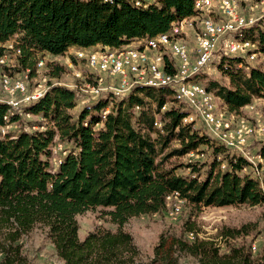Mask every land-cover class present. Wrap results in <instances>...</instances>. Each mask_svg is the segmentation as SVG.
Returning <instances> with one entry per match:
<instances>
[{
  "label": "trees",
  "instance_id": "trees-1",
  "mask_svg": "<svg viewBox=\"0 0 264 264\" xmlns=\"http://www.w3.org/2000/svg\"><path fill=\"white\" fill-rule=\"evenodd\" d=\"M115 2L0 0V58H7L3 45L16 37L13 48L20 51L14 56L16 68L32 78L40 57L46 54L58 57L70 48H123L132 41L163 34L173 24L196 15L195 0H157L146 9L134 8L123 0ZM259 38L260 53H264L261 32ZM240 62L235 58L224 64L236 70L229 74V88L215 82L207 86L222 100L226 112L236 115L254 99H264V69L254 65L244 74L236 68ZM48 70V76L57 79L65 67L50 64ZM166 72L174 70L171 67ZM165 91L171 97L165 88H136L128 98L112 103L105 119L108 99L111 102L114 97L87 105L74 117L69 112L76 107V94L65 87H52L41 98L24 103L26 107L20 106L17 114L0 103V128L18 122L22 113L39 116L48 124L43 131H22L0 138L3 264H12L18 258L20 240L36 228L43 231L62 264H154L156 259L142 261L132 236L122 227L132 218L163 212L167 197L176 193L178 199L197 210L264 203V179L260 183L253 176L240 175L247 165L244 160L233 159V155H227L230 151L193 131L192 125H183L186 115L182 107L161 113ZM156 115L161 129L154 125ZM97 125L100 127L96 130ZM56 138L71 149L53 169L50 148ZM173 141L179 147L165 153ZM202 145L209 147L213 159L202 181L166 168L169 158L197 151ZM259 153L264 159V147ZM222 162L227 164L224 171L220 170ZM193 167L188 165L191 174L199 173ZM97 208L118 227L117 231L98 229L80 240L76 217ZM185 232L194 233L193 225L184 227L182 234ZM239 234L230 231L220 237L235 238ZM162 248V243L156 246L155 255H165L167 264H175L172 256L176 250L196 258V264H264V255L253 259L243 246L220 254L214 241L196 236L192 242L180 237L160 252Z\"/></svg>",
  "mask_w": 264,
  "mask_h": 264
},
{
  "label": "rangeland",
  "instance_id": "rangeland-1",
  "mask_svg": "<svg viewBox=\"0 0 264 264\" xmlns=\"http://www.w3.org/2000/svg\"><path fill=\"white\" fill-rule=\"evenodd\" d=\"M254 2H260V0H254ZM264 36V33H262ZM253 35V36H252ZM250 38L254 39L255 43L258 42L259 33L250 34ZM252 41V40H250ZM137 41H132L128 45L129 48L137 46ZM16 43V37H12L10 41L3 45L5 49L6 56L2 57L0 66L5 64L8 73L13 79H20L25 81V75L27 76V71L17 70V64L15 62V57L9 46H13ZM258 44V43H257ZM126 48V47H123ZM253 49V48H252ZM258 49V48H255ZM74 50H84V49H72L67 51L62 56L52 57V56H41L40 63L42 66L36 65L35 74L32 78L29 77V90L36 89L39 86L51 89L52 87H65L75 92L76 94V107L70 110V114L76 117L80 110L87 105L93 104L100 100H106L108 96H112L110 93H98L93 101L90 96L87 98L83 92H89V81L82 77L81 73H86L84 71V62H73L71 61L70 53ZM102 52L101 50H96L95 54ZM193 51H190L192 55ZM253 50H250L248 54H245V63L261 65L263 67L264 60H261L260 55L253 56L251 60L248 56H252ZM170 53L172 51L170 48L163 49L159 52V59H169ZM173 54V53H172ZM261 54V53H259ZM74 57V56H71ZM1 59V58H0ZM235 59V58H231ZM242 61V58H240ZM228 60V59H226ZM240 61V60H238ZM228 62V61H227ZM250 62V63H248ZM175 63H178L175 57ZM58 64L65 67V72L57 79L50 78L48 76L49 70L48 65ZM76 64V67L74 66ZM229 65L218 64V61L212 62L205 74H198L193 77L192 81L194 83H199L207 89L210 83H218L221 87H230L229 74L236 72L233 67L228 68ZM2 68V67H0ZM237 68V67H236ZM239 69V68H237ZM264 69V68H263ZM86 70V69H85ZM242 70V69H240ZM2 72V69H0ZM22 72L24 73L22 75ZM243 72V70H242ZM245 74V72H243ZM97 71H94L89 67V75H96ZM8 75V74H7ZM107 77L113 76L110 72H107ZM129 79V77L127 78ZM117 84V85H116ZM120 84L119 77L115 78V86ZM74 89V90H73ZM82 90V91H80ZM210 92V91H209ZM213 96V102L215 104L216 113L226 119L231 127L240 126L241 116L243 119H247L249 122L250 131H263L264 130V99H254L251 104L242 108L239 115L230 114L226 112V108L223 105L221 99ZM113 97V96H112ZM162 97L165 100V109L161 110V113L168 111L169 109H179V104L172 102L169 93L163 92ZM14 99H16V93H4L0 87V100L2 102L14 104ZM110 102V100L108 99ZM150 101V100H147ZM0 102V103H2ZM31 103V102H28ZM26 103V104H28ZM116 103V101L114 102ZM253 106V108H249ZM10 107V106H9ZM11 110L13 113L16 111V107ZM20 106L17 107L19 109ZM26 107L22 105L21 109ZM19 110V112L21 111ZM247 109V110H245ZM183 112H185V118L194 117V109L192 107H182ZM103 117V116H102ZM259 119V123H256ZM155 123L158 125H155ZM154 123L157 129H161L162 124L159 121V115H156V122ZM195 123H204V121L197 116H195ZM160 125V126H159ZM263 125V126H262ZM5 135L16 136L22 131L35 132L43 131L47 122H45L41 117L28 115L22 113L19 115V121L12 124L5 125ZM256 126V127H255ZM258 126V127H257ZM100 125H97L95 129H99ZM192 130L203 134L202 127L199 125L192 126ZM204 135V134H203ZM0 138H3V134L0 131ZM178 142L173 141L165 153H169L174 149H177ZM264 147V138L253 140L251 142V149H253V157L255 160V165L257 167V175H253V171L246 167L242 170L243 174H248L256 178L258 182L262 183L264 179V159L259 155V151ZM71 147L66 143H61L58 139L51 146V158L50 163L53 169L57 168L58 161L67 153ZM230 151L227 155H233L232 149H227ZM55 152V154H54ZM192 154V155H191ZM211 151L209 147L200 146L197 151L189 152L183 156H174L167 160L165 166L167 169L174 168L177 175H181L188 178H197L202 181L208 170V165L213 161L211 157ZM233 157V156H232ZM221 160V157H220ZM219 161V160H218ZM188 165H194L193 168L199 169V173L191 174V169ZM225 162L220 165V170L224 171L225 168L222 166ZM262 179V180H261ZM166 209L158 214L145 215L137 218L130 219L123 227L122 231L129 233L134 241V244L140 252L142 261L150 262L156 259L154 264H167L165 255H160L156 257L155 247L162 243L163 248L160 250L162 252L165 250L174 240L180 237L188 242L194 241L195 236L199 240L203 241H214L219 246L220 254H227L231 247H245L253 259H259L264 255V203L257 206H249L247 204L237 205V206H226V207H207L201 210L193 209L187 202L180 200L178 198L172 197L170 200L166 201ZM78 223V236L80 240H83L88 234L100 229L109 230L116 232L118 227L113 225L108 217L103 216V212L100 208L95 210H88L81 215L76 217ZM193 225L194 233L185 232L182 234V229ZM230 231H240L241 234L237 235L235 238L220 236L225 232ZM21 246L20 255L18 258H14L12 264H62V262L57 258L52 245H50L44 238L43 231L36 228L30 234L22 237L19 242ZM254 247V249H252ZM172 258L175 264H196V258L183 252L175 251ZM2 255L0 254V264L2 262Z\"/></svg>",
  "mask_w": 264,
  "mask_h": 264
},
{
  "label": "built area",
  "instance_id": "built-area-1",
  "mask_svg": "<svg viewBox=\"0 0 264 264\" xmlns=\"http://www.w3.org/2000/svg\"><path fill=\"white\" fill-rule=\"evenodd\" d=\"M148 7L150 6L143 5V8ZM259 32L264 33V0L261 2H254V0H205L202 12L187 18V29H182L176 40L159 38L156 47L145 48L144 39H139L136 40L137 46L131 48L103 50V52H109V57L112 58V65L109 66H102L100 59H95L98 46L88 50H74L68 56H74L76 63L84 62L86 73L81 74L89 81V92H83L85 97L90 96L93 101L98 93L114 94V101L109 102V106L104 110V119L109 114L112 103L128 98L136 88L173 85L178 88L179 100H177V104L179 107L194 109V117L183 118V125L190 124L194 127L200 124L204 135L215 144L232 149L233 159L241 158L247 163L245 167L251 169L253 175H257L253 149L250 147L253 140L264 138V130L250 131L249 122L247 119H243V116H241L240 126H247V133L230 130V124H226L225 118L224 123H215V119H211V114H209L208 123H195V116L200 112L195 107L193 91H199V88L192 84L178 86V79L185 74H205L208 66L214 61H218V64H226V57H242L240 67L248 70V67L254 66V64H245V54H248V48H258L260 53L261 46V44H250V34L254 33L255 35ZM204 39H211V46H208L207 49H200V40ZM168 44H180L179 54L170 53L169 59H159V52L168 49ZM13 46H9V49L17 57L20 55V51L15 50ZM186 51H193V62H184V52ZM175 56H182V63H175ZM69 62L73 63V61ZM38 66H42V63H38ZM74 66L76 67V64ZM89 66H97L96 75H89ZM113 66H121V74H116V77H107V70H113ZM171 67H178L177 79L164 81L163 72L169 71ZM6 68L9 67L4 65L0 75H7ZM139 71H146V78L135 80V73H139ZM122 76L131 78V86H115V78ZM28 79L29 76L25 75V85L20 89H12V82H10L11 91L16 92L14 104H11L16 107V114L18 106L31 102L35 98H41L49 91V89L39 88V86L30 91ZM0 102L2 101L0 100ZM249 108H253V106ZM164 109L165 104L161 110ZM4 118L6 117L4 116ZM256 123H259V119ZM155 125L157 124L155 123ZM5 129L2 128L3 137ZM226 166L225 163V169Z\"/></svg>",
  "mask_w": 264,
  "mask_h": 264
},
{
  "label": "bare ground",
  "instance_id": "bare-ground-1",
  "mask_svg": "<svg viewBox=\"0 0 264 264\" xmlns=\"http://www.w3.org/2000/svg\"><path fill=\"white\" fill-rule=\"evenodd\" d=\"M115 1L118 0H103L104 3H114ZM131 4L134 8L137 9H146L143 8V5L145 6H152L157 4V0H123ZM262 0H260L261 2ZM116 3V2H115ZM205 7V0H195L194 3V11L196 13H201L202 8ZM195 16V15H194ZM193 17V16H192ZM189 18V17H188ZM187 28V18L179 21L176 24H173L168 31H166L163 34H160L156 37L153 38H145L144 39V45L145 48H153L158 45V39H163V40H176L178 38V35L181 34L182 29ZM250 44H257L255 42H250ZM208 46H211V39H204L200 40V49H207ZM129 48V47H126ZM168 48L172 51L173 54H179L180 51V44H168ZM103 50H110L104 48ZM100 52L95 54V59H100V65L102 66H109L112 65V58L109 57V52ZM250 50H253L252 56H249L250 58H253L255 55H260L261 60H264V53L259 54L257 49L255 48H248V52ZM193 54V52H192ZM177 58L178 63H182V56H175ZM231 58H242V57H226V59H231ZM0 62L2 61V57L0 59ZM184 62H193V57L190 55V51L184 52ZM240 64H242V61L238 64H236V67L239 69H242L245 73L250 70V67H248V70L241 68ZM264 67V62L263 65ZM92 68L94 71H97V66H89ZM174 72L171 74H168L166 71L163 72V80L164 81H175L178 76V67H172ZM107 72L111 73L113 76H116V74H121V66H113V70H107ZM246 73V74H247ZM198 74H185L182 77L178 79V86H186L188 84H192L194 87H198L199 91H193V98H195V107L197 108V111L200 112V114H197L199 118H201L204 123H208L209 121V114H211V119H215V123H224L222 116L216 113L215 109V104L213 102V96L211 93L201 84L199 83H194L192 81L193 77ZM108 76V75H107ZM129 76H122L119 77L120 79V84L118 86H131V78L127 79ZM142 78H146V71H139V73H135V80H142ZM10 82H12V89H20L22 88L23 85H25L24 80L20 79H13L7 75H0V87L4 93H16L11 91L10 89ZM117 85V84H116ZM148 87H161L165 88L168 91H170L172 99L175 103H177V100H179V93H178V88H175L173 85H160V86H148ZM114 97V94H111ZM42 97V96H41ZM39 98H35L37 100ZM5 103V102H2ZM10 106V111L11 114L13 111L14 107L11 106L12 103H5ZM15 109V108H14ZM18 110V109H17ZM104 115V113H103ZM104 118V117H103ZM5 123H7V119L4 118ZM226 124H229L226 122ZM7 125V124H6ZM263 126V125H262ZM6 126H3L0 128L1 134H2V128ZM256 127V126H255ZM258 127V126H257ZM230 130L233 131H239V133H247V126H238V127H231L230 125ZM60 163V161H58ZM222 168H225V165L222 166ZM172 197L178 198V195L175 193L172 196L167 197L166 201L170 200Z\"/></svg>",
  "mask_w": 264,
  "mask_h": 264
},
{
  "label": "crops",
  "instance_id": "crops-1",
  "mask_svg": "<svg viewBox=\"0 0 264 264\" xmlns=\"http://www.w3.org/2000/svg\"><path fill=\"white\" fill-rule=\"evenodd\" d=\"M185 29H187V28H185ZM125 47H129V46H125ZM106 48V47H105ZM72 49H80V48H70L68 51H71ZM90 49V48H89ZM104 49V47H99L98 46V50H103ZM106 49H108V48H106ZM84 50H88V49H84ZM45 56H47V57H49V56H51V55H48V54H46ZM53 57V56H52ZM59 57V56H58ZM248 58H250L249 56H248ZM251 60H254V59H252V58H250ZM248 63H250V62H248ZM245 64H247V63H245ZM250 68H253V66H250ZM264 67H262V69H263ZM245 110H247V109H245Z\"/></svg>",
  "mask_w": 264,
  "mask_h": 264
}]
</instances>
